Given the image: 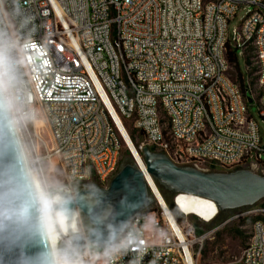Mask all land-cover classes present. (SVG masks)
<instances>
[{"label": "built area", "instance_id": "2783aa9c", "mask_svg": "<svg viewBox=\"0 0 264 264\" xmlns=\"http://www.w3.org/2000/svg\"><path fill=\"white\" fill-rule=\"evenodd\" d=\"M228 44L244 89L229 76ZM0 90L46 194L43 164L53 158L72 195V185L94 179L108 187L127 122L143 147L177 166L229 172L264 164V0H0ZM161 204L136 216L109 248L77 249L60 234L57 264H198L216 230L200 235L195 218L179 219L166 205L170 217ZM245 216L260 219L229 264H264V208ZM75 220L83 232L79 212Z\"/></svg>", "mask_w": 264, "mask_h": 264}, {"label": "water", "instance_id": "95a60500", "mask_svg": "<svg viewBox=\"0 0 264 264\" xmlns=\"http://www.w3.org/2000/svg\"><path fill=\"white\" fill-rule=\"evenodd\" d=\"M253 101L248 98L249 104ZM130 143L133 145L131 140ZM133 147L135 155L129 150L130 155L120 164L108 187L76 184L75 195L60 189L63 202L42 209L22 143L0 90V264H57L46 219V214L54 210L65 217L66 233L77 249L86 243L96 249L112 247L136 216L157 208L160 199L149 179L163 200L162 191L170 195L172 205L164 202L179 219L183 216L176 198L181 194L213 201L219 215L250 211L264 201V174L248 168L206 172L177 166L164 153L149 147L139 149L141 156ZM78 212L83 232L75 220Z\"/></svg>", "mask_w": 264, "mask_h": 264}, {"label": "rangeland", "instance_id": "374dc122", "mask_svg": "<svg viewBox=\"0 0 264 264\" xmlns=\"http://www.w3.org/2000/svg\"><path fill=\"white\" fill-rule=\"evenodd\" d=\"M248 10H252V7L241 8L238 11L236 19L232 21L229 25L230 35H233L234 30L241 26L242 21L245 18ZM238 65H239L240 73H242L243 77L246 79V82L248 84V72L246 69V62L245 59L241 56L238 59ZM229 76L233 82L237 83V78H238L237 70L233 65L231 66ZM251 83L252 85H255L256 83L255 78L251 80ZM250 111L251 114L253 115V118L260 123V117L255 101L250 105ZM124 127L126 128L127 131L128 130L135 131L131 122L125 123ZM44 136L49 142L46 131L44 132ZM135 139L136 142L134 146L135 147L138 146L139 149L143 147V142H144L143 136L136 132ZM127 151L129 150L126 147V144L123 143V156L120 164L125 160V158H128L129 155L126 154ZM263 160H264V156H263ZM242 168H248L258 174H264V164L246 165ZM43 170L45 174L46 187L49 189L47 197L48 200L50 201L51 199H54L56 195L59 193L58 190L60 189L64 190L69 187L66 182L63 168L57 158H53L51 162H47V161L44 162ZM200 170L210 172L209 167H200ZM32 173L34 174V177L39 180L36 173H34L33 171ZM92 184L97 185L95 179L93 183H91V185ZM74 185H72L71 187H72V192L75 194L73 189ZM254 208H264V201L259 202ZM245 211L246 210L236 211L228 214H224V213L220 214L218 215V218H216L214 222L207 225L208 231L216 230V232L211 238H209V240L205 242L202 253L198 259V264H229L241 256L242 251L246 243L248 242L253 225L252 224L247 226L245 224H241V222H243L244 218L246 217H255V216L239 217L242 215V213H245ZM227 220H229V222ZM192 221H194V223L192 222L194 225L195 222L200 226L204 224V222L198 221L197 219ZM237 229L243 232V236L245 238L243 237L239 238L236 236L235 231Z\"/></svg>", "mask_w": 264, "mask_h": 264}, {"label": "bare ground", "instance_id": "6f19581e", "mask_svg": "<svg viewBox=\"0 0 264 264\" xmlns=\"http://www.w3.org/2000/svg\"><path fill=\"white\" fill-rule=\"evenodd\" d=\"M122 134L124 137V142L126 144V147L128 150L132 151L135 155L134 151V143L133 145L130 143V140L128 138V133H126L122 129ZM137 157V156H136ZM138 162L142 165L139 158ZM32 178L34 180L36 193L38 197V201L41 204L42 209H46L58 204H61L63 202L61 196L55 197L53 200L49 201L46 192L42 189V186L37 178L34 177V174L31 172ZM149 179V178H148ZM150 185L152 189L155 191L156 195L159 197L160 202L163 203V200L158 193V190L155 189V186L153 185L152 181L149 179ZM162 207L165 209L166 213L169 214L168 209L166 205L161 204ZM176 206L177 209L181 214H184L188 217H193L201 222H208L211 224L213 222L212 218L219 214L217 205L208 199L192 196V195H185L181 194L176 198ZM170 215V214H169ZM171 217V215H170ZM47 219V225L51 237L52 244L54 248L56 247L58 236L61 234H65L67 231V223L65 217L59 212V211H49L46 214Z\"/></svg>", "mask_w": 264, "mask_h": 264}, {"label": "trees", "instance_id": "16d2710c", "mask_svg": "<svg viewBox=\"0 0 264 264\" xmlns=\"http://www.w3.org/2000/svg\"><path fill=\"white\" fill-rule=\"evenodd\" d=\"M228 59H229V62H230V64H231V66L233 65H236V63H237V50L236 49H234V47H232L230 44H228ZM237 83L241 86V88H243L244 89V85H243V79H242V77H241V75H239L238 76V78H237ZM128 133H129V136H130V139H131V141L135 144V142H136V139H135V134H136V131H130V130H128ZM136 148L138 149V151H139V147L138 146H136ZM139 153H140V155L142 156V153H141V151H139ZM126 154L127 155H130V153H129V151H127L126 152ZM122 156H123V153H122ZM210 171H219V170H217V169H215V168H213V167H211L210 168ZM162 195H163V198H164V200H165V202L169 205V206H171L172 205V201H171V197H170V195L167 193V192H165V191H162ZM260 219V217H258V216H255V217H246V218H244V220H243V222H241V224H245V225H252V224H254L257 220H259ZM195 226L197 227V233L198 234H202L205 230H207L208 229V227L205 225H199V224H197L196 222H195ZM235 234H236V236L237 237H239V238H245L244 236H243V232H241V231H239L238 229L235 231Z\"/></svg>", "mask_w": 264, "mask_h": 264}]
</instances>
